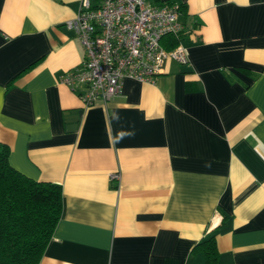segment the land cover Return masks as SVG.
<instances>
[{"label": "crops", "instance_id": "1", "mask_svg": "<svg viewBox=\"0 0 264 264\" xmlns=\"http://www.w3.org/2000/svg\"><path fill=\"white\" fill-rule=\"evenodd\" d=\"M79 1L0 0V141L62 191L38 264H208L210 236L216 264H264V0H151L179 5L188 62L89 107L59 81Z\"/></svg>", "mask_w": 264, "mask_h": 264}, {"label": "built area", "instance_id": "2", "mask_svg": "<svg viewBox=\"0 0 264 264\" xmlns=\"http://www.w3.org/2000/svg\"><path fill=\"white\" fill-rule=\"evenodd\" d=\"M179 5L151 0H80L64 24L79 40L84 57L59 81L76 90L83 107L106 103L118 94L124 78L154 82L166 60L188 62L180 41ZM176 39L166 47L164 39ZM117 180L119 173L110 175Z\"/></svg>", "mask_w": 264, "mask_h": 264}, {"label": "trees", "instance_id": "3", "mask_svg": "<svg viewBox=\"0 0 264 264\" xmlns=\"http://www.w3.org/2000/svg\"><path fill=\"white\" fill-rule=\"evenodd\" d=\"M176 42L172 36L164 39L166 47ZM8 155V145L0 141V264H38L61 215V185L22 174ZM196 248L208 264H216L213 236Z\"/></svg>", "mask_w": 264, "mask_h": 264}, {"label": "water", "instance_id": "4", "mask_svg": "<svg viewBox=\"0 0 264 264\" xmlns=\"http://www.w3.org/2000/svg\"><path fill=\"white\" fill-rule=\"evenodd\" d=\"M80 114V110H77V111H70L68 113H66L67 117L73 119L75 116L79 115Z\"/></svg>", "mask_w": 264, "mask_h": 264}]
</instances>
